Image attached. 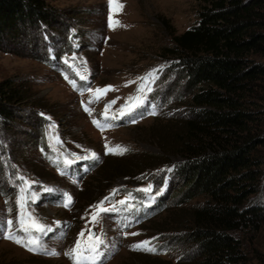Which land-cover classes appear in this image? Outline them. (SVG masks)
Wrapping results in <instances>:
<instances>
[{
    "label": "rangeland",
    "instance_id": "rangeland-1",
    "mask_svg": "<svg viewBox=\"0 0 264 264\" xmlns=\"http://www.w3.org/2000/svg\"><path fill=\"white\" fill-rule=\"evenodd\" d=\"M46 2L55 21L38 28L26 26L0 48V80L10 78L29 92L28 102L15 118L0 125V223L13 219L15 224L19 211L17 185L22 183L17 177L37 181L32 185L37 198L29 210L42 224L51 226L52 231L42 237L43 243L59 255L31 253L0 233V264H72L64 253L81 230L87 238V229L104 241L100 249H106L107 256L101 264H195L198 251L188 236V210L206 198L202 194L190 196L173 174V166L181 161L177 132L191 104L183 89L182 74L174 68L167 51L172 37L196 21L198 2L119 0L123 7L116 18L123 26L115 30L108 26L109 0ZM73 56L75 61L69 59V63L78 67L86 61V81L64 63ZM162 65L163 70L148 84L152 91L145 88L143 94L138 93L142 81L137 78ZM66 75L83 81L84 89L112 85L115 90L89 104L93 109L89 115L82 101L87 104L92 94L85 90L78 93ZM138 94L146 96L144 104L131 117H121V106ZM113 100L116 103L109 117L117 116L118 122L101 131L92 121L99 119L105 105ZM50 123L55 124L54 130L49 129ZM49 132L62 143L50 141ZM106 143L128 151L106 154ZM93 152L96 159H77ZM65 158L84 168L85 173L74 178L65 168ZM149 184L151 193L137 191ZM114 189L118 191L112 196ZM161 189L162 193L156 195ZM131 192L141 202L135 209L120 211L117 202ZM65 193L72 198L68 207H64ZM106 196L112 199L104 207L115 206L117 211L103 214L99 224L93 226L89 221L94 209L90 206ZM132 232L138 235H125ZM235 235L248 264H264V224L257 231L240 229ZM144 240H152L157 251L130 247Z\"/></svg>",
    "mask_w": 264,
    "mask_h": 264
},
{
    "label": "trees",
    "instance_id": "trees-1",
    "mask_svg": "<svg viewBox=\"0 0 264 264\" xmlns=\"http://www.w3.org/2000/svg\"><path fill=\"white\" fill-rule=\"evenodd\" d=\"M196 1V21L167 51L191 104L173 174L206 198L188 210L194 263L248 264L235 232L264 224V0ZM55 19L46 0H0V48ZM28 99L23 84L1 79L0 125Z\"/></svg>",
    "mask_w": 264,
    "mask_h": 264
},
{
    "label": "snow or ice",
    "instance_id": "snow-or-ice-1",
    "mask_svg": "<svg viewBox=\"0 0 264 264\" xmlns=\"http://www.w3.org/2000/svg\"><path fill=\"white\" fill-rule=\"evenodd\" d=\"M123 5L119 2V0H109V15H108V26L109 28L115 30L117 27L123 26L121 21L116 18V14L122 9ZM69 59L72 61H75L76 57L73 56L71 58H67L64 60L65 64H68L69 68H72L76 75L80 78V80H87V68H86V61H81V66L78 67L74 63H69ZM163 65L160 66L159 69H154L152 72L145 74L143 77H138L137 80L142 81V83L138 86L137 92L140 94H143L145 91V88H147V91H152L151 87L148 86L149 82H154V80L157 78L156 73L158 71L163 70ZM65 79L68 80V82L73 86L74 89L80 90L79 86L77 85V82L74 79H69V77L66 75ZM136 83V81H128L127 84ZM127 84L125 86H127ZM85 91L91 93V97L87 104H85L82 101V105L84 106V110L89 113V115L92 114L93 109L90 108L88 105L99 102L103 96H105L109 91H114L115 88L112 85H107L103 88H96L93 90L91 87H88L84 89ZM146 99V96L144 95H136L131 96L128 98L129 103L122 105L119 109V115L121 117L123 116H129L131 117L134 113L135 109L140 107L144 104ZM116 101H110L108 104L105 105L104 111L102 113L103 121L93 119V124L96 125L98 128H100L101 131H103L105 128L112 127L111 124L107 123L109 120V111L113 104H115ZM150 114H155V112H152ZM44 114H41L43 116ZM115 118V117H112ZM48 120H51L50 117H47ZM132 123H135V119H131ZM49 129L54 130L55 124L50 123ZM49 140H55L57 144L62 143L59 140L58 136L53 137L51 135V132L48 133ZM106 154L112 153V154H124L126 151H128L127 148L116 145L115 148L109 147L108 144H105ZM43 151V149H41ZM75 155V154H73ZM96 159V153H91L90 156L85 157H77V159ZM55 162V161H54ZM65 164L72 163L71 160H68L65 158L64 160ZM175 167V166H173ZM171 169H169L170 171ZM63 174V173H62ZM18 180H20L22 183L17 185L18 193H17V199L16 203L18 205V213L15 219V224L13 219H7L3 223H0V233L3 234L5 239L11 240L15 242L18 245H21L25 247L28 251L34 252V253H40L44 255H59L58 252H56L55 249H49L47 248L44 243L42 237L46 235L48 232L52 231L51 226L42 224L32 213V211L29 210V205L31 202H33L37 198V194L32 190V185L36 184L37 181L29 180L23 175H19L17 177ZM44 191L47 192H53V189L50 188H44ZM118 189H114L111 195H114ZM137 191H142L147 193H151L152 191V185L149 184L145 188L138 189ZM163 189L160 191H157L156 195H160L162 193ZM65 196V203L64 207H68L72 203V198L68 194H63ZM131 194H129V197L125 198L124 200H120L117 203L121 205H126L127 201L131 199ZM110 196L104 197L103 200L98 202L96 205H91L90 208L94 209L90 213L91 219L90 223L95 226L99 224L100 219L102 218L103 214L109 213V212H115L117 211L115 206L112 207H104L105 201L109 200ZM7 203V202H6ZM9 212H11V209H9ZM57 224L60 222L57 221ZM88 236L85 239V230H81V232L78 234V238L75 241L74 245L69 248L64 255L68 256L72 260V264H99L100 257L103 255V253L100 251V246L104 243V241L101 239L99 235L92 232L91 229H87ZM125 235H132L136 236L138 233L132 232V233H125ZM155 237L153 238V240ZM134 250H140V251H147V252H156L157 249L153 245L152 240H144L139 241L135 244L130 245Z\"/></svg>",
    "mask_w": 264,
    "mask_h": 264
}]
</instances>
